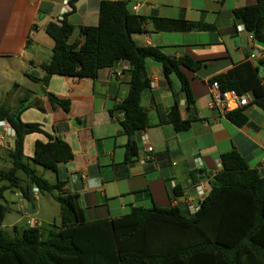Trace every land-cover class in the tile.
Wrapping results in <instances>:
<instances>
[{
    "label": "crops",
    "instance_id": "obj_1",
    "mask_svg": "<svg viewBox=\"0 0 264 264\" xmlns=\"http://www.w3.org/2000/svg\"><path fill=\"white\" fill-rule=\"evenodd\" d=\"M101 1L75 3V11L69 17L75 27L71 42L78 38L81 27L99 23ZM127 1L131 13L145 18L143 32L133 35L138 47L158 48L174 59L189 56L205 64L197 72L181 67L194 95L189 109L178 77L172 73L166 77L160 62L146 59L151 87L143 90L141 105L148 113L149 126L135 140L122 133L119 120L123 114H111L129 94L131 68L127 62L100 70L94 80L52 76L45 86L28 76H44L41 65L51 60L55 45L46 27L70 12L68 0H0V105L16 113L20 101L26 98L21 120L40 125L46 133L70 145L75 157L64 166L63 190L79 197L89 223L111 221L138 207L187 210L188 203L198 201L197 185H204L207 193L211 191V180L223 170L221 157L231 151L239 152L250 168L264 172V111L250 105L246 111L248 125L238 127L226 118L225 112L208 107L215 76L250 62L260 66V76L264 78V45L251 41L245 29H238L243 23L234 13L255 5L257 0ZM172 22L206 24L214 30H182L173 27ZM47 93L69 101V111L53 104ZM248 96L250 101L252 94ZM177 100L183 120L197 117L182 132L171 124H160L161 116L168 114ZM6 129L0 125V170L4 171L10 167L9 152L16 139V134ZM48 140L43 134H28L23 145L25 156L33 158L36 142ZM134 141L140 155L132 165L123 168L126 146ZM148 147L153 149L154 161L146 166L141 161ZM198 159L203 166L197 163ZM176 188L178 196L173 194ZM9 193L13 194L10 198ZM3 196V203L10 209L5 221L13 213L19 217L9 224L15 234L20 232V221L23 230L60 225V221L59 225L58 221L52 225L35 220L42 208L39 192H32L31 201L17 190Z\"/></svg>",
    "mask_w": 264,
    "mask_h": 264
},
{
    "label": "trees",
    "instance_id": "obj_2",
    "mask_svg": "<svg viewBox=\"0 0 264 264\" xmlns=\"http://www.w3.org/2000/svg\"><path fill=\"white\" fill-rule=\"evenodd\" d=\"M78 0H68L71 8L63 19L49 22L46 33L54 40L52 58L41 65L45 86L52 76L96 79L98 72L125 61L131 68L129 94L111 114L120 111L119 122L123 135L136 136L148 128V113L141 105L144 89L151 87L146 59L163 66L164 75L175 74L186 93L188 107L194 95L181 67L199 71L204 63L189 56L174 59L158 48L138 47L133 35L143 32L145 18L129 10V1H101L99 23L81 27L79 36L71 42L75 27L69 20ZM247 32L264 45V0L253 6L235 10ZM182 30L211 31L214 27L197 23H171ZM35 26L32 30H35ZM31 41V39L29 40ZM264 65V60L261 61ZM260 66L247 62L234 67L227 74L215 76L222 92L252 94L249 105L227 112L226 118L235 126L248 125L246 114L250 105L264 111V78ZM53 104L69 111L70 102L47 93ZM26 98L20 101L18 112L13 113L0 105V122L5 121L15 131L14 147L9 152L10 167L0 170V225H4L9 208L4 193L19 191L31 201L34 189L40 195L48 194L60 206L58 227H28L12 237L0 231V264H264V172L250 168L248 161L237 151L221 157L223 170L211 180L197 214L192 215L179 207L134 208L129 214L111 221L87 222L79 197L66 193L64 166L74 160L69 144L60 137L46 133L40 125L29 124L20 116ZM42 110V108H40ZM194 115L183 120L178 100L169 113L161 116L160 124H171L177 132L186 131ZM43 134L49 140L37 141L35 155L24 154V140L29 134ZM137 141L126 146L123 168L132 165L139 156ZM151 164V163H149ZM148 164V165H149ZM38 167L52 172L56 182L38 172ZM176 188L174 196H178ZM3 200V201H2Z\"/></svg>",
    "mask_w": 264,
    "mask_h": 264
},
{
    "label": "built area",
    "instance_id": "obj_3",
    "mask_svg": "<svg viewBox=\"0 0 264 264\" xmlns=\"http://www.w3.org/2000/svg\"><path fill=\"white\" fill-rule=\"evenodd\" d=\"M238 29L240 31L245 29L244 24L239 26ZM250 40L253 42L256 41L253 34H250ZM117 75L120 76V73H118ZM248 105H249V96L248 95L242 96L241 94H239L235 90H231L228 92H222L218 82L215 81V82L211 83V85H210V98L208 101V107L210 109L217 108L219 111L227 113V112L237 110L240 108H242V109L246 108ZM0 125L6 127L7 128L6 130L8 132H11L12 135L15 133V131L10 127L9 124H6L5 121H1ZM144 151L146 153L142 157L141 162L147 166L149 163L154 161L153 149L151 147H148V148L144 149ZM139 155H140V152H139ZM197 163H199L200 166H203V162L200 159L197 160ZM33 191L38 192L37 189H34ZM207 191H208V189H206L204 187V185H202V184H199L195 187V193L198 197V201L195 204H193L192 202L188 203L187 211L189 213H191L192 215H195L199 212L200 207H201V203H202L203 199L205 198V196L207 195Z\"/></svg>",
    "mask_w": 264,
    "mask_h": 264
},
{
    "label": "rangeland",
    "instance_id": "obj_4",
    "mask_svg": "<svg viewBox=\"0 0 264 264\" xmlns=\"http://www.w3.org/2000/svg\"><path fill=\"white\" fill-rule=\"evenodd\" d=\"M37 170L40 174H43L44 176L46 175L47 178L51 180L52 183H54L53 181H55V177H54V174H52V172L44 171L41 167H38ZM1 185L2 184H0V186ZM11 196H13V194L11 193L7 195L8 198H10ZM41 204H42V208L40 209L38 215L34 217L35 220H41L42 224H44L43 222H50L52 225L54 221H58L57 223L59 225L60 211H61L59 204H57L48 194H44L41 196ZM18 218L19 217L17 216L16 213L10 214L9 217L7 218V222L6 221L4 222L6 224L4 226L0 225V231L3 230L6 235L12 237L15 233L13 229L9 228V224L11 221H14L15 219H18ZM45 226H48V225H45ZM18 228L21 233L24 228L23 221H20Z\"/></svg>",
    "mask_w": 264,
    "mask_h": 264
},
{
    "label": "water",
    "instance_id": "obj_5",
    "mask_svg": "<svg viewBox=\"0 0 264 264\" xmlns=\"http://www.w3.org/2000/svg\"><path fill=\"white\" fill-rule=\"evenodd\" d=\"M132 139L135 140L136 139V136H132Z\"/></svg>",
    "mask_w": 264,
    "mask_h": 264
}]
</instances>
